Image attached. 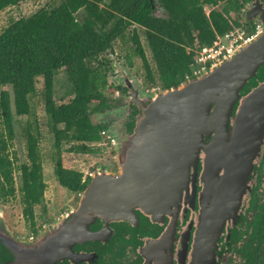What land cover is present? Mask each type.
<instances>
[{"label":"trees","instance_id":"trees-1","mask_svg":"<svg viewBox=\"0 0 264 264\" xmlns=\"http://www.w3.org/2000/svg\"><path fill=\"white\" fill-rule=\"evenodd\" d=\"M21 1L0 0V12ZM158 1L164 16L154 13L150 0H60L12 20L0 33V203L15 196V171L20 169L23 215L31 231L38 230L36 206L46 211L39 124L28 121L24 127L27 161L17 164L19 157L11 146L15 114L32 113L39 77L54 139L55 173L61 185L82 192L91 175L66 167L63 152L96 153L97 144L111 136L108 124L92 116L112 107L113 94L127 92L122 84L110 81L114 68L107 54L115 52V42L126 46L130 66L132 54L140 56L147 81L166 89L192 75L198 46L210 45L231 29H256L257 19L247 17L254 0ZM206 5L211 6L209 12ZM61 69L73 96L59 103L55 84ZM131 106L137 114L139 108Z\"/></svg>","mask_w":264,"mask_h":264},{"label":"water","instance_id":"water-1","mask_svg":"<svg viewBox=\"0 0 264 264\" xmlns=\"http://www.w3.org/2000/svg\"><path fill=\"white\" fill-rule=\"evenodd\" d=\"M157 15H165L164 7ZM247 17L259 19L263 30L232 57L151 95L141 94L140 86L131 90L130 102L140 112L133 133L116 147L119 170H96L77 207L36 239H19L10 230L0 236L13 258L42 257L44 263L57 264L76 244L97 237L92 225L98 220L136 221L137 208L155 215L167 211L181 198L202 149L208 154L206 176L216 166V183L217 172L225 169L211 211L221 209L222 224L237 210L264 143V82L259 84L264 81V2H251ZM134 81L127 78V86L132 88Z\"/></svg>","mask_w":264,"mask_h":264},{"label":"flooded vegetation","instance_id":"flooded-vegetation-1","mask_svg":"<svg viewBox=\"0 0 264 264\" xmlns=\"http://www.w3.org/2000/svg\"><path fill=\"white\" fill-rule=\"evenodd\" d=\"M151 3L157 14L159 1ZM118 62L117 59L113 63V73L118 76L119 84L126 87V99L116 109L112 105L99 112L104 114L103 122L108 124V133L115 137V147L133 133L140 112L138 110L135 114L133 111L131 105L134 104L129 95L137 86L132 82V88L127 86L129 77L119 70ZM207 155L202 149L199 165L197 169L191 167L189 181L177 204L157 215L137 208L136 221L115 219L107 223L98 220L92 225L93 231H99L97 237L76 244L72 253L62 256L57 264H264V143L254 160L239 207L225 217L222 224H219L223 220L221 209L211 211L209 205L216 199L218 192L215 194V191L220 189L218 184L225 169L222 167L217 172L219 176L215 183L213 173L216 166H210L206 176ZM208 183L213 185L212 192L208 191ZM53 224L55 222L48 223L43 229L37 226V233L31 231L28 237L17 236L0 213V236H6L10 230L19 239H36ZM7 251L4 252L0 241V264L9 259L40 264L46 261L42 257L13 258Z\"/></svg>","mask_w":264,"mask_h":264},{"label":"rangeland","instance_id":"rangeland-1","mask_svg":"<svg viewBox=\"0 0 264 264\" xmlns=\"http://www.w3.org/2000/svg\"><path fill=\"white\" fill-rule=\"evenodd\" d=\"M60 0H23L17 5H12L0 12V33L8 26L12 20L18 19L22 16H30L40 7L45 5H52ZM220 6V5H219ZM219 6H216L217 8ZM211 6L206 5V10L209 12ZM80 16V15H79ZM142 41L145 45L148 57L151 59V52L145 41L144 35H142ZM115 52L108 53V57L111 60H119V70H121L124 76L134 78V83L138 87L140 86L141 94L155 93L162 90L158 84H150L146 79V72L141 60V57L132 54L133 65L127 62L125 54L127 48L121 41L115 42ZM113 57H112V55ZM115 60H114V59ZM117 64V63H115ZM113 68L114 65H113ZM110 81L113 83H120L118 76L114 73L110 76ZM43 78L39 77L38 90L32 97V113L30 115H17L15 114V131L16 136L11 146V152L18 154L19 160L17 164L27 161V147L25 138V126L28 121H32L35 125L39 124L40 134V148L43 157V173L44 180L47 184L45 190L44 205L46 211L41 205L36 206L37 214V226L39 229H43L48 223L56 222L62 218L64 213L72 208H76L80 195L82 192H74L61 185L58 181L55 173V162L53 155L55 152L54 139L49 126V116L45 109V101L42 94ZM71 83L68 79L67 73L64 69H61L56 77L55 84V97L59 103L67 101L72 97ZM126 93L121 91L116 92L112 96V105L114 109L120 107L125 101ZM104 115V114H103ZM101 113L96 112L93 114L94 121H103ZM36 132V130H34ZM99 151L96 153H76V152H63L64 165L69 168L81 170L85 173V176L92 175L96 170L107 168L110 171L117 172L119 165L117 162V150L113 141V136H108L107 139L97 144ZM69 147V144L66 145ZM15 184L16 194L10 196L6 202L0 203V213L6 219L7 224L10 226V230L17 236L28 237L31 234L29 226L26 225V220L23 215V202L21 201V171L16 169L15 171Z\"/></svg>","mask_w":264,"mask_h":264},{"label":"built area","instance_id":"built-area-1","mask_svg":"<svg viewBox=\"0 0 264 264\" xmlns=\"http://www.w3.org/2000/svg\"><path fill=\"white\" fill-rule=\"evenodd\" d=\"M256 23L254 31H248L245 28L231 29L222 35L218 34L210 45L198 46L195 49V64L192 75L188 78L201 75L208 69L232 57L242 45L253 40L263 30V24L259 19Z\"/></svg>","mask_w":264,"mask_h":264}]
</instances>
